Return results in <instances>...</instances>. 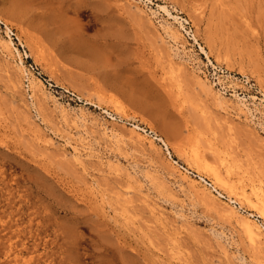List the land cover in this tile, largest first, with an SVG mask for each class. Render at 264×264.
<instances>
[{
  "label": "rangeland",
  "instance_id": "obj_1",
  "mask_svg": "<svg viewBox=\"0 0 264 264\" xmlns=\"http://www.w3.org/2000/svg\"><path fill=\"white\" fill-rule=\"evenodd\" d=\"M255 204L264 0H0V264H264Z\"/></svg>",
  "mask_w": 264,
  "mask_h": 264
},
{
  "label": "bare ground",
  "instance_id": "obj_2",
  "mask_svg": "<svg viewBox=\"0 0 264 264\" xmlns=\"http://www.w3.org/2000/svg\"><path fill=\"white\" fill-rule=\"evenodd\" d=\"M161 8L164 10V11H166L167 12V10L163 7V6H161ZM2 20V19H1ZM4 23V22H3ZM6 23V22H5ZM4 23V24H5ZM6 25V24H5ZM7 26V25H6ZM9 27V26H8ZM10 43V41L8 42V44ZM202 49V48H201ZM202 51L206 54V56H207V53H206V51H204L203 49H202ZM20 61V60H19ZM133 128L134 129H139L137 126H133ZM160 140V139H159ZM163 142V141H162ZM164 143V142H163ZM190 159H191V161L196 165V167H199V168H201V169H203L204 171H206V173L208 174V175H210L212 178H210V180L212 179L213 180V182H215V184H218V185H220V186H222V187H224V188H226V189H228L230 192H232V190H233V188H234V186L232 185V184H230L229 183V181L228 180H226L224 177H222L221 175H220V173L218 172V171H216L214 168H212V167H210V166H208V165H206V164H203V163H201L199 160H198V158L195 156V155H193V156H190ZM228 170H229V168L227 167L226 168V172H228ZM187 171V170H186ZM188 173V172H187ZM194 181H196L197 183H199L200 185H204V183H202V182H204L203 181V178L202 177H199V179H195ZM206 184V183H205ZM204 187V186H203ZM205 189V188H204ZM213 189H215V188H213ZM217 189V188H216ZM207 191V190H206ZM215 192H217V191H215ZM208 193H210V192H208ZM221 194V193H220ZM213 197H215V196H213ZM222 197V196H221ZM230 203L231 204H228V206H229V208L232 210V212H233V210H235V211H237L236 210V206H235V201L234 200H231L230 201ZM252 208L253 209H255L256 210V213L258 214V216H260L262 219H263V221H264V205L263 204H258V205H252ZM231 210H230V212H231ZM234 211V212H235ZM237 213V212H236ZM240 220V219H239ZM255 220H253V219H250V218H248V217H244L242 220H240V222H239V226H240V228H241V230H242V232L245 234V236L248 238V240L249 241H251V242H254L257 238H260L259 237V235L261 234V229H264V227L262 228L261 226H259V225H257L255 222H254ZM261 227V228H260ZM263 234V233H262ZM261 236V235H260ZM262 237V236H261Z\"/></svg>",
  "mask_w": 264,
  "mask_h": 264
},
{
  "label": "built area",
  "instance_id": "obj_3",
  "mask_svg": "<svg viewBox=\"0 0 264 264\" xmlns=\"http://www.w3.org/2000/svg\"><path fill=\"white\" fill-rule=\"evenodd\" d=\"M211 184V183H210ZM211 186H212V184H211ZM214 188V187H213Z\"/></svg>",
  "mask_w": 264,
  "mask_h": 264
}]
</instances>
